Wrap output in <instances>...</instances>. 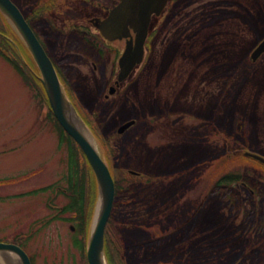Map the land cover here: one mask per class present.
<instances>
[{
	"label": "rangeland",
	"instance_id": "obj_1",
	"mask_svg": "<svg viewBox=\"0 0 264 264\" xmlns=\"http://www.w3.org/2000/svg\"><path fill=\"white\" fill-rule=\"evenodd\" d=\"M13 1L24 14L40 6L32 23L81 101L95 106L100 131L91 130L89 139L117 170L116 183L129 188L107 226L106 264H264V229L244 216L250 189L261 188L252 194L255 203L264 200V169L243 157L249 148L264 158V57L254 65L246 61L264 38V0L172 3L152 18L151 30L161 28L144 64L121 84L124 95L109 101L103 92L116 79V58H98L91 46L98 39L70 29L107 17L97 2L112 8L118 0ZM4 23L0 19L6 55L0 52V180L32 176L0 184V241H18L33 264H87L99 201L80 231L70 220L74 214L59 213L67 204L68 148ZM113 46L122 49L124 42ZM131 116H139L137 124L119 136L117 127ZM100 132L112 136L108 147ZM78 156L88 204L93 172ZM230 175L238 179L229 184L238 208L216 187ZM256 249L262 252L257 259Z\"/></svg>",
	"mask_w": 264,
	"mask_h": 264
},
{
	"label": "water",
	"instance_id": "obj_2",
	"mask_svg": "<svg viewBox=\"0 0 264 264\" xmlns=\"http://www.w3.org/2000/svg\"><path fill=\"white\" fill-rule=\"evenodd\" d=\"M168 0H122L111 11L109 17L99 26L103 36L112 40L128 36L129 28L136 34L135 45L128 42L126 50L119 64L121 73L118 80L122 81L131 72L133 67L143 59V46L148 33V26L152 14L159 15ZM0 12L12 25L25 46L31 53L41 75L52 112L64 131L78 144L84 153L96 178L99 192V207L97 216L89 238L86 258L88 264H106L104 255V230L112 211L115 197L114 181L110 171L92 143L86 137V128L76 114L72 105L63 94L60 82L53 65L37 40L36 36L24 20L18 8L11 0H0ZM264 53V40L251 55L255 61ZM132 123H127L119 129L125 130ZM264 163V160L255 157ZM1 254H13L18 257L20 264H31L27 254L18 246L0 242Z\"/></svg>",
	"mask_w": 264,
	"mask_h": 264
},
{
	"label": "trees",
	"instance_id": "obj_3",
	"mask_svg": "<svg viewBox=\"0 0 264 264\" xmlns=\"http://www.w3.org/2000/svg\"><path fill=\"white\" fill-rule=\"evenodd\" d=\"M0 19H1V17H0ZM4 27L8 31L9 36H10L9 38L11 39L9 45L12 46V47H15L14 44H13V42H15L17 40L15 35L12 33L11 29L5 23H4ZM19 47L21 49L18 48V51L16 50V47H15V51H17L18 55L21 56L23 53L26 54L24 49H23V47L21 45ZM6 60L10 64H13L17 68L15 63H13L14 61H12L11 59H9L7 57H6ZM50 117H51L52 120H54L52 114H50ZM56 125L58 126V130H59L60 143L61 144H65L67 146L68 152H69V154H68V168H69L68 176H69V178H68V183H67L68 184V188H67V192H66L67 193V204L64 207H62L63 209L59 213L63 212V213L74 214V218L72 217L70 220H74L77 223V229L80 231L81 228L84 226L85 221L88 218H90V216L92 214V211L90 212L91 205L96 201L97 194H96V185H95V182H94V175H93L94 193L92 194L91 199L89 200V202L87 204V199H86V191H87L86 190V188H87V186H86V178H85V176L82 173L80 174L81 171L79 169L80 165H79V156H78V154L79 155L81 154V156H83V157H84V155L79 150V148L76 146V144L72 141V139L69 138L62 131V129L57 124V122H56ZM84 159L87 162L85 157H84ZM237 180H238L237 177L230 175V176L223 177L222 179H220L216 183V187L219 186V188H221L222 191H224V196L222 198L226 197V198H229V199L233 200V204H234L233 206H235V208H238L239 203L237 201V198H235L236 191L234 189H231L229 184H232L233 182H236ZM222 185H226V186H222ZM123 187L124 186L121 187V186L116 184V200L118 199V197L121 196V199H122L123 198L122 195L125 196L126 194H128L129 189H124ZM226 191H228V192H226ZM248 197L250 199V200L247 201V203L249 204V209L245 210V212H244L245 222L248 223L251 226V225H254L255 220H258L259 224L261 225V227H263V224H264V200L261 197L255 203L254 202L255 199L251 195L250 192L248 194ZM243 201H245V200H243ZM114 207L117 208V201H115ZM115 208H114V211H115ZM113 216H112V219H113ZM107 230H108V227H107L106 231ZM107 243L108 242L106 240V242H105L106 257H108V255H109L108 252H107V247H106ZM74 245H75V247H79L80 248V243L78 241H75ZM112 247H113V245H112ZM254 254H255V257L257 259L262 254V252L260 254V250H259L258 253H254Z\"/></svg>",
	"mask_w": 264,
	"mask_h": 264
},
{
	"label": "flooded vegetation",
	"instance_id": "obj_4",
	"mask_svg": "<svg viewBox=\"0 0 264 264\" xmlns=\"http://www.w3.org/2000/svg\"><path fill=\"white\" fill-rule=\"evenodd\" d=\"M86 1H90V0H86ZM120 0H118V2H119ZM104 2V1H103ZM117 2V3H118ZM87 3V2H86ZM89 5V4H88ZM90 6V5H89ZM97 8L98 9H100V10H102V11H104V12H106L107 14H108V12H109V10L111 9V7H108V6H106V4L105 3H99V2H97ZM34 7V6H33ZM33 7L32 8H30V10H28V12H27V14L26 15H28V13L29 14H31V17H30V20H29V23H30V25H31V27L34 29V31H36L37 30V27L32 23V19H33V17L35 16V14H36V12H33ZM114 7V6H113ZM112 7V8H113ZM105 18V17H104ZM104 18H93V19H91L90 21H89V23L92 25V26H96L97 24H99L100 23V21L101 20H103ZM115 84V91H114V94L112 95L113 97V99L114 98H116V97H118V96H120L121 94H123L124 92H123V89H121L120 90V88H121V84L122 83H120V84H116V82L114 81L113 82V85ZM111 87V85L109 86V88ZM109 90V89H108ZM106 99H108V97H105ZM258 251H259V249H256V250H254V253H258ZM260 254H261V251H260Z\"/></svg>",
	"mask_w": 264,
	"mask_h": 264
},
{
	"label": "bare ground",
	"instance_id": "obj_5",
	"mask_svg": "<svg viewBox=\"0 0 264 264\" xmlns=\"http://www.w3.org/2000/svg\"><path fill=\"white\" fill-rule=\"evenodd\" d=\"M88 165L90 167V164L89 163H88ZM9 259L11 260V264H13L15 261H16V263L18 261V264H20V261H19L18 257H16L15 255H13V254H1L0 253V260L3 262V264H4V261H7ZM6 264H8V263L6 262Z\"/></svg>",
	"mask_w": 264,
	"mask_h": 264
}]
</instances>
